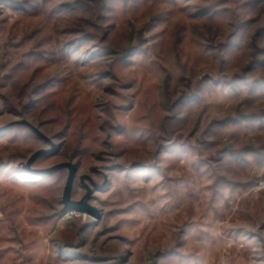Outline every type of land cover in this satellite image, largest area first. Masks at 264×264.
<instances>
[{"label": "rangeland", "instance_id": "obj_1", "mask_svg": "<svg viewBox=\"0 0 264 264\" xmlns=\"http://www.w3.org/2000/svg\"><path fill=\"white\" fill-rule=\"evenodd\" d=\"M0 264H264V0H0Z\"/></svg>", "mask_w": 264, "mask_h": 264}, {"label": "water", "instance_id": "obj_2", "mask_svg": "<svg viewBox=\"0 0 264 264\" xmlns=\"http://www.w3.org/2000/svg\"><path fill=\"white\" fill-rule=\"evenodd\" d=\"M69 167L71 169V173L69 175L68 181L66 183L65 189H64V194H63V203L66 206V208H68L69 210L72 211H89L91 212V214L95 217V218H100V211L97 208H94L93 206L87 204V202L91 199V197L93 196V191L89 190L88 194L86 195V197L79 203H73L70 200V194L71 191L73 190V185L76 179V173H77V166L73 163H64L61 165H57L54 168L50 169V170H46L43 172H40L41 175L43 174H48L50 172H53L54 170L57 171V169H61V168H66ZM31 174H38L39 172L37 171H33L30 170Z\"/></svg>", "mask_w": 264, "mask_h": 264}]
</instances>
